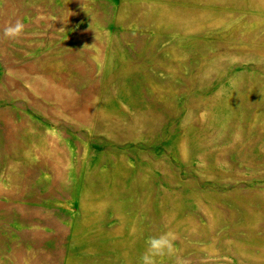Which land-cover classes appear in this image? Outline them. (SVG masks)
<instances>
[{
    "label": "rangeland",
    "instance_id": "1",
    "mask_svg": "<svg viewBox=\"0 0 264 264\" xmlns=\"http://www.w3.org/2000/svg\"><path fill=\"white\" fill-rule=\"evenodd\" d=\"M169 230L157 264H264V0H0V264Z\"/></svg>",
    "mask_w": 264,
    "mask_h": 264
},
{
    "label": "clouds",
    "instance_id": "2",
    "mask_svg": "<svg viewBox=\"0 0 264 264\" xmlns=\"http://www.w3.org/2000/svg\"><path fill=\"white\" fill-rule=\"evenodd\" d=\"M24 30V23L16 20L15 23H9L4 27L3 37L9 40H16L23 35ZM176 240V234L170 230L157 236L149 237L146 240V248L139 257V264H157L158 258L173 255ZM176 264H186V262L177 258Z\"/></svg>",
    "mask_w": 264,
    "mask_h": 264
}]
</instances>
